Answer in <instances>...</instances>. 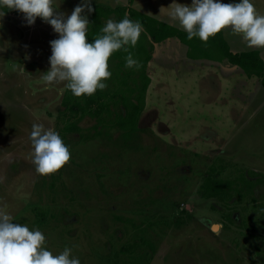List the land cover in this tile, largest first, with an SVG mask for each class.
<instances>
[{"label": "rangeland", "instance_id": "1", "mask_svg": "<svg viewBox=\"0 0 264 264\" xmlns=\"http://www.w3.org/2000/svg\"><path fill=\"white\" fill-rule=\"evenodd\" d=\"M79 3L54 0V7L67 15ZM166 3L153 0L151 9ZM253 3L264 15V0ZM94 4L123 2L92 0ZM14 11L0 17V209L14 222L39 229L54 255L71 247L81 264H264V186L252 194L242 192L244 176L255 172L264 181V88L259 79L235 70L234 95L225 93L230 105L225 100L219 106L205 97L210 84L205 76L175 80L169 73H152L147 99L158 112L143 113L141 132L124 140L116 128L101 127L85 116L77 126L87 137L74 132L64 139L59 111L64 110L67 82L43 79L50 67L49 41L58 34L39 18L27 25L23 14ZM223 30L232 49H256ZM86 39L92 41L88 34ZM119 52L109 58L110 71ZM118 78L106 83L119 93ZM157 78L168 80L157 83ZM129 88L122 91L128 94ZM185 89L191 99L189 93L180 96ZM33 124L57 131L71 153L53 173L52 186V174L39 175L32 163ZM211 164L218 179L232 182L224 202L219 195L199 194ZM181 210L184 223L172 225ZM140 237L147 238L146 248L155 249L122 250Z\"/></svg>", "mask_w": 264, "mask_h": 264}, {"label": "clouds", "instance_id": "2", "mask_svg": "<svg viewBox=\"0 0 264 264\" xmlns=\"http://www.w3.org/2000/svg\"><path fill=\"white\" fill-rule=\"evenodd\" d=\"M123 0H115L120 4ZM54 0H0V9L16 10L23 14L27 25L35 23L37 17L48 23L58 38L49 41L50 67L43 76L48 84L67 82L71 93L80 97L92 96L97 90L107 87L111 77L108 61L113 53L123 50L126 68H139L129 48H134L143 31L139 21L127 15L120 21L109 18L102 35L88 42V15L94 11L92 0H80L70 14L57 11ZM5 11L0 12V17ZM178 22L189 40L199 38L207 43L222 29L240 37L249 48L264 52V15L259 14L253 0H191L190 4L176 3L168 13ZM2 51V50H0ZM32 163L39 175L57 172L70 159L71 153L60 134L45 129L42 124H33L29 136ZM46 237L37 228L14 222V218L0 209V264H81L73 249L66 246L54 255L46 248Z\"/></svg>", "mask_w": 264, "mask_h": 264}, {"label": "trees", "instance_id": "3", "mask_svg": "<svg viewBox=\"0 0 264 264\" xmlns=\"http://www.w3.org/2000/svg\"><path fill=\"white\" fill-rule=\"evenodd\" d=\"M132 2L133 0H128L127 5H116L114 7H108L103 4L92 5L94 11L88 15L90 21L88 36L93 40L102 35L101 29L109 18L120 21L127 15L131 20L139 21L143 26V31L136 47L131 49V53L133 52L132 55L134 58L135 54L140 53L139 59H137L140 67L138 69L126 68L125 58L128 53L120 50L121 52L117 55L119 59L115 60L114 64L115 70L111 71V77H119L118 80L120 81V86H122V89L119 88V93L106 87L102 91L97 90L92 96L82 95L76 97L66 87L61 99L64 110L59 111L64 117V125L60 130L63 138L64 135L74 132H77L79 137H87L84 135L82 129L77 126V122L85 116L95 118L98 124H103L101 127L107 126L110 130L116 128L119 131L118 136L124 140H130L137 132H141L142 128L139 123L143 113L146 112V94L151 83V79L147 74V65L151 58L153 44L162 42L170 37L177 38L187 47V56L189 58L208 59L219 63L236 65L247 77H257L261 86L264 88V61L258 51L233 53L224 40L222 31L215 36L209 37L207 43L195 37L189 40L185 31L138 12L132 8ZM1 10L5 11V13H10V10ZM14 12L20 14L16 10ZM88 42H91V40ZM129 79L131 80L129 81ZM129 82L132 85H129ZM126 85L130 87L128 94L122 91ZM95 135L106 137L102 132H96ZM107 137H109L108 133ZM209 167L211 172L207 171L203 174L202 182L199 186V194L205 195V197H210L211 195L218 197L219 195L220 198H218L222 200L221 202H224L223 195H228L227 191H230L232 182L228 179L226 181H221V178L218 179L219 175L213 172V170H216L214 164H211ZM251 176L254 178L244 176L245 184L243 185L245 186V190L242 191V185L240 186V190L243 193L247 192V194H252L255 187L264 186V181L262 182L260 180V174L252 172ZM54 178L55 175L52 173V180L49 181L52 183L51 186L54 184ZM227 201L225 203L228 205L230 198ZM184 213L185 210H181L180 214L172 221V225L177 227L181 226L185 221L183 218ZM190 218V216L187 217V219ZM146 240L147 238L140 237L139 241L131 245L123 246L122 250L136 246L146 252L147 250L145 249L153 251L155 249L154 246L148 248L144 246Z\"/></svg>", "mask_w": 264, "mask_h": 264}, {"label": "crops", "instance_id": "4", "mask_svg": "<svg viewBox=\"0 0 264 264\" xmlns=\"http://www.w3.org/2000/svg\"><path fill=\"white\" fill-rule=\"evenodd\" d=\"M176 1L177 0H165V2H167L166 4L168 5H164L163 8H159L157 10L151 9L152 8L151 2H153V0H133L131 6L138 12L146 14L156 20H159L161 22H164L166 24H169L171 26H174L175 28L182 30L178 22L171 20L168 15L171 9L175 6ZM182 3L190 4L191 0H184ZM127 4H128V0H124L123 5H127ZM221 31H222L224 40L227 42L229 46L230 51H232L233 53L243 52V51H258L260 57L264 61V52H261V50L259 49L240 50V51L232 49L230 43L226 40L224 36V33H223L224 30L222 29ZM235 70H240L242 72V70L239 67H237L236 65L229 64V63H219L217 61L208 60V59L189 58L187 56V47L175 37L167 38L164 41L159 42V43H154L152 53H151V58L147 65V73H149V77L152 73L155 76L156 72L157 73L163 72L161 73L162 76L164 74L169 73L172 76H174L175 80H177L176 78L177 76L184 79L183 76H185L186 78H189L194 75L193 78L196 80L199 77L205 76L206 81L208 80L210 82L208 89H207V93L205 94V97H208V98L210 97V101H212L215 105H219V106L224 105L223 101L225 100H226L225 104L227 103L230 105V101L226 99L225 93L232 91L231 94L232 96L234 95L235 88L233 86L232 80L235 75L234 74ZM222 72L227 73V74L223 75V77L222 76L220 77V74ZM230 76H231V84L229 88V77ZM168 78L171 79L170 77ZM248 78H251V77H248ZM159 80H168V79L157 78V83H159ZM183 91L184 93L181 94L180 96L189 93L188 89H185ZM202 93L204 94V92ZM148 96L150 97V94H148L147 92L146 100H145L146 111L148 113L150 112L152 113L154 111L158 112V109L152 106V102H150V99L149 100L147 99ZM189 97L191 99L192 97L191 93H189ZM232 105H233V102H232ZM217 112L222 113L220 112V109ZM223 113L227 114L229 112L225 111ZM231 113H233V106H232Z\"/></svg>", "mask_w": 264, "mask_h": 264}, {"label": "bare ground", "instance_id": "5", "mask_svg": "<svg viewBox=\"0 0 264 264\" xmlns=\"http://www.w3.org/2000/svg\"><path fill=\"white\" fill-rule=\"evenodd\" d=\"M215 228V227H214Z\"/></svg>", "mask_w": 264, "mask_h": 264}]
</instances>
